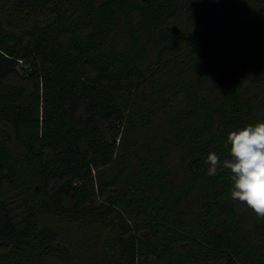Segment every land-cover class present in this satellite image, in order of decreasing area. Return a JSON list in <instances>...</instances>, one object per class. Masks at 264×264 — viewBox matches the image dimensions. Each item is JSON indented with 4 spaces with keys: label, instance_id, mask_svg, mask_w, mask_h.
Returning <instances> with one entry per match:
<instances>
[{
    "label": "trees",
    "instance_id": "trees-1",
    "mask_svg": "<svg viewBox=\"0 0 264 264\" xmlns=\"http://www.w3.org/2000/svg\"><path fill=\"white\" fill-rule=\"evenodd\" d=\"M257 122L264 0H0V264H264Z\"/></svg>",
    "mask_w": 264,
    "mask_h": 264
},
{
    "label": "clouds",
    "instance_id": "clouds-1",
    "mask_svg": "<svg viewBox=\"0 0 264 264\" xmlns=\"http://www.w3.org/2000/svg\"><path fill=\"white\" fill-rule=\"evenodd\" d=\"M228 158L212 151L206 157L207 175L229 170L231 199L246 204L264 218V122L247 124L230 131L224 141Z\"/></svg>",
    "mask_w": 264,
    "mask_h": 264
}]
</instances>
